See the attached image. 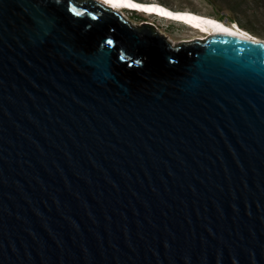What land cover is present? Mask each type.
I'll return each instance as SVG.
<instances>
[{"label": "water", "instance_id": "water-1", "mask_svg": "<svg viewBox=\"0 0 264 264\" xmlns=\"http://www.w3.org/2000/svg\"><path fill=\"white\" fill-rule=\"evenodd\" d=\"M97 1L0 0V264H264V41Z\"/></svg>", "mask_w": 264, "mask_h": 264}, {"label": "rangeland", "instance_id": "rangeland-1", "mask_svg": "<svg viewBox=\"0 0 264 264\" xmlns=\"http://www.w3.org/2000/svg\"><path fill=\"white\" fill-rule=\"evenodd\" d=\"M86 0H77L78 3H83ZM158 1V0H146ZM170 3L175 9L198 10L201 14L206 15L212 12L213 8L208 0H164ZM243 10L245 15L241 18L244 22L254 26L257 30L259 38L264 39V0H257L256 2H243ZM117 13L124 20L125 23L131 27L138 29L148 28L153 33L163 35L173 49L180 48L194 42L196 39H201V33L186 26L185 23L172 22L167 19L157 18L148 15H141L140 19L134 17L135 13L127 10H118ZM174 20V19H173ZM254 35V34H253ZM204 36V35H202Z\"/></svg>", "mask_w": 264, "mask_h": 264}, {"label": "bare ground", "instance_id": "bare-ground-1", "mask_svg": "<svg viewBox=\"0 0 264 264\" xmlns=\"http://www.w3.org/2000/svg\"><path fill=\"white\" fill-rule=\"evenodd\" d=\"M97 1V0H96ZM100 1V0H99ZM97 1L99 4L100 2ZM104 4L111 5L114 10H121L123 7L137 9L139 11H145L147 13H157L167 19H174L181 21L191 29L197 31L201 30L206 33V36H202L201 39H205L209 34L215 33H231L240 36L252 38L258 42H263V38H259L256 35L250 33L246 29L242 28L238 23L233 25L227 24L214 17L198 13L196 11L187 9H173L158 1H143V0H101Z\"/></svg>", "mask_w": 264, "mask_h": 264}, {"label": "trees", "instance_id": "trees-1", "mask_svg": "<svg viewBox=\"0 0 264 264\" xmlns=\"http://www.w3.org/2000/svg\"><path fill=\"white\" fill-rule=\"evenodd\" d=\"M146 1V0H143ZM209 4L212 6L213 10L212 12L206 13V15L210 17H214L220 21H225L227 20L228 23H238L242 28L246 29L247 31H250V33L254 35H258L257 30L254 28V26L248 24L247 22H244V20L241 18L242 15H245L246 11L243 10L242 8V3L243 2H256L257 0H208ZM71 2V1H70ZM158 2H161L173 9H175L170 3L164 1V0H158ZM80 9H78L79 13H86V6L87 3L83 2L79 4ZM198 13H201L198 10H193ZM135 13L134 17L140 19L141 15H144L143 13H138V12H132ZM173 22V20H171ZM121 26L125 25V22L122 20L118 21ZM106 31V32H103ZM103 31L97 32V36H102L103 33L106 35L114 38L115 36V31L114 29H109V28H103ZM179 54L181 51H177Z\"/></svg>", "mask_w": 264, "mask_h": 264}, {"label": "clouds", "instance_id": "clouds-1", "mask_svg": "<svg viewBox=\"0 0 264 264\" xmlns=\"http://www.w3.org/2000/svg\"><path fill=\"white\" fill-rule=\"evenodd\" d=\"M128 11V10H127ZM132 12V11H131ZM139 13V12H138ZM144 14V13H143ZM144 15H147V14H144ZM170 21L172 20V19H169Z\"/></svg>", "mask_w": 264, "mask_h": 264}]
</instances>
